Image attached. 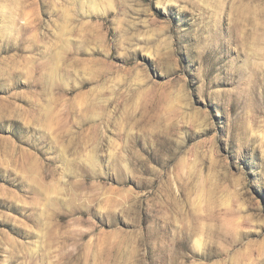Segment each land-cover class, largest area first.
<instances>
[{"label":"rangeland","instance_id":"obj_1","mask_svg":"<svg viewBox=\"0 0 264 264\" xmlns=\"http://www.w3.org/2000/svg\"><path fill=\"white\" fill-rule=\"evenodd\" d=\"M0 264H264V0H0Z\"/></svg>","mask_w":264,"mask_h":264}]
</instances>
